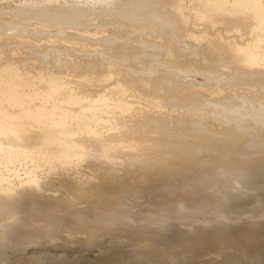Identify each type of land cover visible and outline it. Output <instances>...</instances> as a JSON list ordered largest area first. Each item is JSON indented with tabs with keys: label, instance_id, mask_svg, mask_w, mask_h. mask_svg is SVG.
Masks as SVG:
<instances>
[{
	"label": "bare ground",
	"instance_id": "1",
	"mask_svg": "<svg viewBox=\"0 0 264 264\" xmlns=\"http://www.w3.org/2000/svg\"><path fill=\"white\" fill-rule=\"evenodd\" d=\"M146 1L156 18H162L154 28L159 34L150 30L153 35L132 44L167 51L179 46L180 55L188 50L186 57L193 52L209 60L205 64L210 70L192 66L183 53L188 61L183 62L187 66L182 64L183 75L177 73L178 82L156 72L152 79L129 82H136L133 91L118 86V76L110 81L76 78L72 84L56 85L33 82L23 73H0V209L25 203L64 208L70 201L84 203L85 197L104 208L120 201L122 207L130 200L139 205L124 215L143 222L131 229L140 237L121 244V249L108 245L101 226L93 221L72 225L64 218L74 234L79 229L86 235H75L76 246L56 264H264V131L249 126L256 122L264 127V106H258V96L264 93V0ZM142 18L158 24L152 14ZM86 21L85 28L97 25L94 18ZM67 33L89 41L81 51L98 58L107 54L118 66L133 58L121 53L117 44L110 52L100 47L113 45L112 32L110 36L104 30L72 27ZM35 45L39 43L30 46ZM169 54L171 59L175 52ZM104 63L90 60L81 68L96 74ZM190 71L205 82L189 79ZM97 92L102 94L94 97ZM141 93L151 99L140 98ZM196 94L209 109L207 115L198 111L200 107L193 111L197 105L191 101L196 98L191 99ZM221 111L229 112L218 116ZM83 165L88 179L80 178ZM18 170L24 174L42 170L43 184L15 187L8 175ZM51 182L63 184L72 198L67 201L52 190ZM81 206L75 207L80 211ZM184 213L200 215L187 221ZM52 216H47L50 222ZM169 219L172 226H167ZM4 220L0 228L8 232L15 220Z\"/></svg>",
	"mask_w": 264,
	"mask_h": 264
},
{
	"label": "rangeland",
	"instance_id": "2",
	"mask_svg": "<svg viewBox=\"0 0 264 264\" xmlns=\"http://www.w3.org/2000/svg\"><path fill=\"white\" fill-rule=\"evenodd\" d=\"M146 14H152V20H156L158 24H154V22H150L149 24V21L147 19L144 20L142 17L146 16ZM156 17L157 15L152 13L151 6L148 5L146 0H0V73L9 76L10 73L15 72L19 76H23L24 74L29 80L33 82H37L39 80H47L50 81L51 84L53 83L56 85L66 83L72 84V80L76 78H89L91 76H95V78L97 79H109L110 81L111 79L118 76L120 77V80L117 83L118 86H122L123 88L133 91L135 90L136 82L133 84H129V82L136 79H152V76L153 78L156 77L157 73H159L160 75L163 74V76L165 75V73L166 75H171L172 79L170 80L178 82L179 76L177 73H184L181 69L187 66L183 63L184 61H186L185 58L188 60L189 58H191L189 62L193 63L191 65H195L198 69L199 67H201L199 70L204 69L206 71L208 70V68L210 70V67H208L209 65L205 64L207 63V61L209 64V60L203 58L200 54L193 52H189L186 57V52H188V50L186 51L185 49L184 50L186 54L184 52V54L182 53L183 55H185L184 58L182 57V54L180 55V51L182 49L179 46L170 47V49H168L167 51L159 48L158 46L148 45L150 46V48H154L150 49L148 48V46H144V48H142V46H138V44H132V42H137V39L140 37L143 38L144 36L148 37L150 35H153L152 32L149 31L154 30L156 26H160V24H162V21H160L162 18L159 19ZM88 18H94L95 21H97V25L95 24L94 27L87 28L88 24L86 20ZM28 20L30 24L27 22ZM84 26L87 27L85 28ZM72 27H80L81 30L83 28V30L86 32L104 30L105 34L108 32L109 35L111 34L110 32H112V35H115L116 37L113 42V45L115 44V48L110 43L101 44L100 47L102 46L106 52H110L112 49L115 50L118 46L119 48H121V50H119L121 51V53L126 52V54H131L133 58L128 59L125 62V65L118 66L113 63L111 57H109L107 54H103L102 57L103 59L105 58L103 62L105 63L99 66L101 70L98 73L91 74L89 71L83 72V69L81 68L82 64H85L90 60L102 64V57L98 58L95 53L88 54L81 51L80 49L83 48L84 44L87 45L86 43L89 41L87 39L85 40L84 38L68 34L67 31L72 29ZM142 32H144V34H142ZM154 32L156 34H159L158 30H154ZM36 43H39V45H35V48L33 46H30L31 44L34 45ZM45 45H47L48 47L42 50V47ZM31 47H33V49H31ZM42 52L47 53V56L45 58H42ZM167 52H175V54H172L170 59V56L168 57V55L170 54ZM164 53H166L167 55L165 56ZM175 55L177 57H175ZM172 57L175 59H173ZM204 59L206 60L204 61ZM170 60L173 62H171ZM182 64L184 67L182 66ZM108 65L112 66V68H108ZM167 70L169 71V73ZM166 75L164 77H170ZM186 76L189 77V79H194L196 82L204 83V80H206L196 71H190ZM186 76L182 78H187ZM54 78L56 80H54ZM36 91L39 94L43 95H46L48 93L38 89ZM101 94L102 93L97 92L94 97ZM141 94L142 95L140 96V98H143L145 94ZM259 95L262 96H258L259 100L261 99V102L258 103V106H264V93L261 91ZM146 96H148L147 93L145 95V98L147 99L149 97L148 100L151 99L150 96ZM197 97L199 98V96L197 95L191 99L193 100L194 98H196L194 99L195 101L190 100L191 103L193 102L192 105H197L196 107L193 106L195 107V110L193 111H197V108L200 107L198 111H205L206 113L203 114L207 115V111H209V109L204 105L203 107V102L198 101L200 100V98L198 99ZM198 102L200 103L197 104ZM187 112L190 114H194V112L191 113V110H188ZM228 112L229 111H221L216 113L218 116H221L222 114H228ZM196 114L199 113L197 112ZM249 126L250 128H253L254 126V128L257 127L259 129L258 131H264V129H260L264 127L256 122L251 123ZM82 167L80 168V171L78 169V172L81 173L82 177L80 176V173L79 175L77 173V175L80 176L81 179H88L87 177H90L89 171L86 167H84V165ZM85 168L87 169V172L85 171ZM81 169L84 170L82 171ZM40 171L42 170H33L30 173L24 174L22 173V170H18V173L16 172L17 174L11 172L8 175V178H11L10 180H12V183L15 184V187L17 186V188L28 187V185L30 184H43V177L45 176V174L43 176V173ZM82 172H85V174H83ZM82 174L85 176H83ZM11 175H13V177H11ZM109 182L111 187H113V182H111V180ZM19 184H21L20 187H18ZM49 185L52 190L58 191L57 193L59 194H63V197L67 201L72 198L73 195H71V193L69 194L68 192L64 191L63 184H60L59 182H51ZM85 198L84 200L87 205H85V207L82 205L85 204V202L81 204L76 203L73 205L70 201V205L64 208L63 206L55 208H52V206H50L53 211L49 206L43 207L42 205L38 206L37 204H34L33 207L32 203H28L31 207L28 204L27 206L25 203L23 204V206L18 205L19 207L17 205L11 206V210H9V206L1 208V215L6 214L5 216H7L14 210H20V213H18L17 211V215V213L14 211L16 214L13 212V215H9L10 218H8L7 216V220L6 218L4 220V218L2 217L3 215L0 216V219L2 218V220L4 221L10 220L6 223H10L12 220L14 221L15 218L13 219V217H18L15 220L16 222L14 221V226H12L13 224L10 225L9 228L11 229L6 227L9 229L8 232H3L4 230L0 228V264H56L58 259L60 257L62 258L67 251H70L72 246H76V242H74V244L72 242L73 239L75 240V238H78L79 234L83 237L86 235L83 232L79 231L78 228V230L75 228L73 229V231L77 230L75 231V233L78 232V236L74 234V232H72L71 228H73V221H77V223L82 220V222L93 221V223L98 224L99 226H101L100 228L102 230L103 238L105 237L108 240V245L111 246L120 248L121 244L123 243L137 242V237H140V233L137 234V232L131 231V229L133 228V226L143 224V222L133 221L124 215L125 213H131L139 209V205H136V202L134 203L130 200V203L123 205L126 207L122 206V208L120 201V203H116L117 205H114V207L113 205H108L106 208H104L103 206L105 205L101 206V203L98 204L95 200L92 201L91 199L90 201V198L87 197V200ZM135 198L138 199V201L142 200V198L140 199V197L137 198L134 196L131 199ZM67 203L69 204V202ZM76 205L79 207V209L81 205L85 209L81 206V210L79 211L78 209H76L78 208L75 207ZM61 207L62 209H60ZM27 208H29L32 213L29 212ZM65 211H67V213ZM60 214L62 215L63 220L59 216ZM184 214L183 217H185V220L187 221L195 218V216L197 215H200L197 213ZM44 215H46V217ZM50 215L52 218V215H54V219H52L51 222V218L48 219ZM64 215H67V217H65ZM40 218L42 219L40 220ZM64 218L66 220L69 219L70 221L68 220L66 222L70 224L72 223V225L67 226L68 224L65 222ZM46 219L47 221H44ZM55 219L56 222H54ZM2 220H0V227L1 225L5 224V222H3ZM169 221L170 222L167 224V226H172V220L169 219ZM130 224L132 225L131 228H129ZM196 224L199 223L193 222V225ZM150 225L154 226L155 224L151 223ZM181 226L187 228L183 225ZM160 228L162 229L163 227H158V229ZM155 229H157V227ZM11 230L13 232H11ZM1 236L4 240L1 239ZM74 236L75 238H73ZM142 239L145 240V237H143ZM119 252L120 251H118L117 253L120 254Z\"/></svg>",
	"mask_w": 264,
	"mask_h": 264
}]
</instances>
